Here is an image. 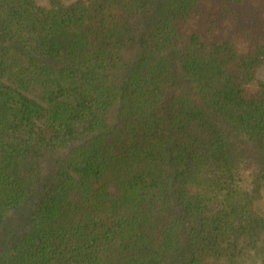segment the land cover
Masks as SVG:
<instances>
[{
  "label": "trees",
  "instance_id": "1",
  "mask_svg": "<svg viewBox=\"0 0 264 264\" xmlns=\"http://www.w3.org/2000/svg\"><path fill=\"white\" fill-rule=\"evenodd\" d=\"M264 0H0V264H264Z\"/></svg>",
  "mask_w": 264,
  "mask_h": 264
},
{
  "label": "rangeland",
  "instance_id": "2",
  "mask_svg": "<svg viewBox=\"0 0 264 264\" xmlns=\"http://www.w3.org/2000/svg\"><path fill=\"white\" fill-rule=\"evenodd\" d=\"M38 2L40 4H43V5L46 4V0H38ZM257 77L259 79H261L262 81H264V65H262L261 67L258 68V70H257Z\"/></svg>",
  "mask_w": 264,
  "mask_h": 264
}]
</instances>
